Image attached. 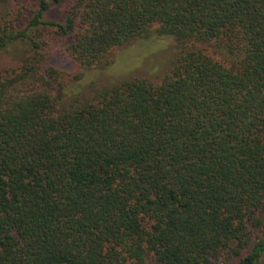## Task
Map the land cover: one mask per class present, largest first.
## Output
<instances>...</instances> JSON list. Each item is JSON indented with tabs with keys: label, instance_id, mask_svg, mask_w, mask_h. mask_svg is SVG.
<instances>
[{
	"label": "trees",
	"instance_id": "16d2710c",
	"mask_svg": "<svg viewBox=\"0 0 264 264\" xmlns=\"http://www.w3.org/2000/svg\"><path fill=\"white\" fill-rule=\"evenodd\" d=\"M166 37L180 51L160 84L88 102L63 103L44 65L53 41L89 70ZM11 48L0 264H264V0H0V66Z\"/></svg>",
	"mask_w": 264,
	"mask_h": 264
},
{
	"label": "rangeland",
	"instance_id": "374dc122",
	"mask_svg": "<svg viewBox=\"0 0 264 264\" xmlns=\"http://www.w3.org/2000/svg\"><path fill=\"white\" fill-rule=\"evenodd\" d=\"M36 1L10 0L12 4L24 7L27 11L35 8ZM67 7V3L54 7L48 18L63 19ZM61 42L53 41L45 50L44 65L55 67L63 73V86L58 87V92L67 96L63 98V103H69L72 95L80 97L81 102L91 101L105 88L119 86L133 79H145L153 84H160L169 74L180 51V45L174 38L142 41L114 49L110 54L113 63L110 66L87 70L62 51L59 46ZM24 51L23 48H11L3 54L0 69L12 63L16 56L22 58Z\"/></svg>",
	"mask_w": 264,
	"mask_h": 264
}]
</instances>
